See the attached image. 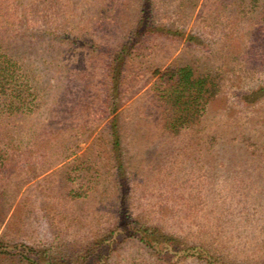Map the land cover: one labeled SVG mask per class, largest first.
Listing matches in <instances>:
<instances>
[{
	"label": "rangeland",
	"instance_id": "1",
	"mask_svg": "<svg viewBox=\"0 0 264 264\" xmlns=\"http://www.w3.org/2000/svg\"><path fill=\"white\" fill-rule=\"evenodd\" d=\"M143 11L154 28L183 35L145 39L144 63L219 79L177 134L163 128L157 76H140L138 64L123 76L118 109L102 112L107 65ZM0 36L46 89L43 108L16 124L26 131L6 150L0 243L8 254L0 264H27L18 254L25 247L71 264L88 246L90 264L98 254L102 264H264V97L252 94L264 88V0H0ZM113 116L126 213L136 228L165 236L164 244L149 241L152 250L113 201L105 130ZM69 135L77 145L66 150L56 139ZM111 234V248H96ZM193 248L199 255L185 253Z\"/></svg>",
	"mask_w": 264,
	"mask_h": 264
},
{
	"label": "trees",
	"instance_id": "2",
	"mask_svg": "<svg viewBox=\"0 0 264 264\" xmlns=\"http://www.w3.org/2000/svg\"><path fill=\"white\" fill-rule=\"evenodd\" d=\"M259 2L260 0H252L253 4H258ZM152 19L153 17L151 15H145L143 11V15L141 14L139 19L135 21V27L130 30L128 38L117 47L111 56L107 65L108 75L105 74L107 77V81L104 83L106 94L104 100L105 106L102 112L104 116L115 113L122 100L121 89L123 86V76L127 73V70H133L135 64H138L137 71L140 73V76L141 74L143 75L144 72L148 73L150 78L157 76L152 85V90L163 107L165 115L163 128L168 134L173 135L177 134L186 124H190L194 120L201 105L204 106L212 100L219 87V79L211 74L197 75L189 66H169L163 69L157 64L144 63V55L140 50L142 49L141 47L144 46L145 39L158 35L176 40L183 37L182 32L178 30L154 28ZM15 56L16 55L12 52H8V46L4 44L0 36V147L4 149L3 151L0 150V176L4 174L2 171L7 167L6 164L9 162L10 158L6 150L11 148L14 140L17 139V137H15L16 133L26 131V129L16 124L23 123L40 112V109L43 108L44 92L46 90L43 87L41 78L35 73L34 67L18 61ZM127 77L129 78V76ZM125 79L127 78L125 77ZM252 94L255 95L256 98L264 97V88H259L253 91ZM120 129L121 127L119 126L117 116H113L109 119L105 126L109 139L108 142L111 145L110 156L116 172L113 186L115 189L113 201L115 204H118V213L121 216V222L126 226H135L133 229L136 230V233L141 231L147 234L148 239H146L145 235H141L138 241L147 249L152 250L154 247L149 241L154 244H164L165 242L163 243L162 241L165 240V236L158 231L151 230L144 226L136 228L138 223L126 213V199L124 195L121 194L120 188L121 182L125 176L122 162H120ZM27 133L38 141L40 136L38 133L31 135L28 130ZM60 140L65 143L64 149L66 150H71L77 145L75 144V140L77 139L72 135L56 139L57 142ZM0 180H2V178ZM6 191V186L0 184V213L3 210L2 205L5 204L2 198L6 197ZM109 231L110 232L107 234H114L116 230L110 229ZM112 234L109 237L107 236L108 238H106V241L103 240L97 243L96 248L100 247L101 250L106 247L111 248L112 241L114 240ZM150 236H152L153 239H151ZM2 247L0 243V256L7 255V251L3 250ZM93 247L94 246H88L85 248V252L80 251L81 253L79 252L77 255H73L74 259L71 261V264H74V262L78 264H90L89 259L92 256V251H94L92 249ZM188 252L189 251H186L185 253L190 256L199 255L196 254L194 248L192 249L194 253ZM29 253L32 256H28ZM18 254L21 256L20 260L25 261L27 264H35L34 258L38 259V262H42V264H57L56 255L48 249H44L41 252L37 250L34 251V248L25 247V252ZM100 255L101 254L97 255L95 264H102ZM38 257H43V261ZM58 257L65 259L67 255H58Z\"/></svg>",
	"mask_w": 264,
	"mask_h": 264
}]
</instances>
